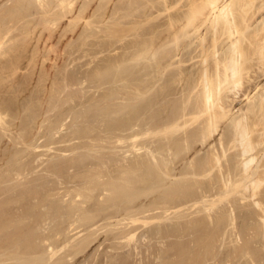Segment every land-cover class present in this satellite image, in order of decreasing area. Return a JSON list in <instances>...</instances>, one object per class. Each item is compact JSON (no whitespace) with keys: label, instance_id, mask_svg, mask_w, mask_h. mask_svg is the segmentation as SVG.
Masks as SVG:
<instances>
[{"label":"rangeland","instance_id":"rangeland-1","mask_svg":"<svg viewBox=\"0 0 264 264\" xmlns=\"http://www.w3.org/2000/svg\"><path fill=\"white\" fill-rule=\"evenodd\" d=\"M3 1L0 10L5 8L6 19L11 14L5 6L13 1ZM121 1L73 0L75 5H63L53 0L54 13H35V23L0 21V264H264V190L253 197L245 189L257 175L252 173L264 169V146L256 152L252 177L238 175L240 159L234 164L240 165L235 167L239 172L228 182L226 177L198 176L202 179L196 181L178 174L182 164L207 148L193 157L176 158L182 160L177 164L171 156L176 154L166 146L170 161L165 158L159 165L150 158L163 147L160 136L151 146L148 118L140 110L146 103L141 94L134 96L136 86L113 73L119 62L128 67L135 55L130 42L140 37L135 34L141 22L129 21L127 10L137 5L141 9L148 0ZM30 8L11 12L21 19ZM13 103L17 109L11 111ZM172 169L177 173H161ZM225 182H230L226 189ZM202 185L218 187L202 196Z\"/></svg>","mask_w":264,"mask_h":264},{"label":"bare ground","instance_id":"bare-ground-1","mask_svg":"<svg viewBox=\"0 0 264 264\" xmlns=\"http://www.w3.org/2000/svg\"><path fill=\"white\" fill-rule=\"evenodd\" d=\"M12 1H13L12 3H10L9 5L7 4L5 6V7H7L6 11L8 12L10 10L9 14H11L10 17H8L6 19H12L9 21H12L14 23H19V21L22 22V20H25L26 23H35V19L33 18L35 13L40 12V13L44 14L45 16L47 15L46 17H48L49 14L54 13V11H52L53 7H54L53 6V0L52 1L51 0H35V2L37 1V3L35 5L32 4L33 5L32 7L30 4L31 8L28 7L29 6L28 3H33L34 0H12ZM54 1H57L59 4H63V5H66L67 3L73 2V0H54ZM74 1H76V0H74ZM122 1L120 2V4L122 3ZM134 1H136V0H134ZM142 1H144V0H142ZM0 2H4V1L0 0ZM131 2H133V1H131ZM72 4L75 5L74 3H72ZM137 4H138V2H137ZM139 4L142 5V3H139ZM73 5L72 6L70 5V6L73 7ZM141 5H140V8L143 6L141 9H137L139 5H137V7L133 6L134 9L132 8V5H131L130 7L132 9L129 8L130 11L126 9L128 11L127 12L128 14H126V15L129 16L128 17V19H130L129 21L133 22L134 20H137V21L139 20L138 22H141L140 30H138L139 33L135 34V35L140 34V37L138 38L139 40L130 42V44L134 48L133 51H134L135 55L132 54V56L133 55L134 56L133 57L131 56L132 58H129V60H128L129 64L126 63V66L130 67L131 72L129 71V73H128V67L124 68V67L119 66L120 65L119 64L120 62H119L118 64L115 65L117 71H115L116 69L114 71L116 73L115 72H113V73L119 79H125V80L128 79V82H130L132 86L133 85L136 86V93H134L136 95H134V96H137L136 98H138L139 95L141 94L139 99L140 100L143 99V101H145L146 105L144 104V106H142L143 109L141 107L140 110L145 111L144 113L148 118L146 120V122L148 121L147 126L149 129H151V131H150V133H151L150 136L152 135V140L150 141L151 146L155 145L156 141L154 138L160 136L158 141H159V144L161 147H159V146L158 147L159 148L163 147V149H164V147L166 146V147H168V149H167L168 151H169V149H172L174 151L173 153L176 154V157L175 156L173 157L174 154H172V155L170 154L172 156V161H174L173 164H177L178 162H181L182 161L181 159H185L186 156L189 154H190L189 156H192V154H194L195 151L198 152V150L199 151L205 150L207 148L204 152L200 153L201 156L197 155L198 157L197 158L195 157L196 159L193 160V162H191L192 160H189V158H188L189 156H188L187 158L190 161L188 164L180 163L183 166L181 169H179L180 167H178V168L176 167L175 170H177V169L180 170V173H178V174L184 173V174H186L184 176L189 177V179H193V180L198 181L199 179H202V178L208 179L211 177H215V176L218 177L219 176L222 179H224V177H226L227 178L226 182H228V179H229V181H231L236 176V174L239 172L238 171L239 169L235 168L239 164L236 163L237 166L235 165V167H234V164H235L236 160L241 161L240 159H242V163L240 162L241 163V169H240V173H238V175L242 174V176L244 178L252 177L251 173L254 171V170L252 171L253 163L257 159L256 152L259 150L258 149L259 147L264 146V139H262V138H264L263 137L264 136V0H160V1H154L153 0L152 3H150L148 0V2L146 4H144L142 6ZM127 6L129 7V5H127ZM22 7L27 8V9L30 8V10H28L30 13L27 12L29 14L24 15V17H22L21 19L14 17L13 13L15 11H18L19 8H21V10H22L23 9ZM56 9L54 8V10H56ZM103 9H105V8H103ZM3 10L2 9L0 10V21L6 20L4 15H6L7 13L4 12L5 10L4 11ZM68 10H70V9H68ZM11 11L12 12L14 11V12L12 13ZM19 11H18V13H19ZM157 11H161V13H159ZM155 12H157L158 15H156L157 13H155ZM4 13H6V14H4ZM9 14H8V16H9ZM1 15H3V16H1ZM75 15H76V13H75ZM126 15L124 14L122 16L126 17ZM71 16H72V14H71ZM120 16L118 18H121ZM150 16H152V18H150ZM64 18H65V16H64ZM70 18H68V19H70ZM54 19H53V21H54ZM122 19H124V18L122 17ZM54 22H56V21H54ZM99 22L101 23L100 20H99ZM134 22H136V21H134ZM42 24H44V23H42ZM133 27L135 28L134 25H133ZM36 30H38V28H36ZM9 31L10 30L6 31V33ZM29 32H31V31H28V33ZM25 33H27V32H25ZM130 33H132V32H130ZM6 35H10V32ZM42 35H44V32ZM20 36L21 35H19L18 37H20ZM18 37H16V38H18ZM32 37H33V35H32ZM4 38H6V36ZM1 41H0V44H1V46H3ZM57 46H59V44ZM57 46H56V48H57ZM53 49L54 48H52V53L54 51ZM55 50H57V49H55ZM55 52L58 53V51H55ZM49 54H51V53H49ZM61 54H62V52H61ZM128 54H129V52H128ZM129 57H130V55H129ZM123 58L125 59L124 55H123ZM123 58L118 57V60L122 61ZM127 58H128V56H127ZM35 59H37V58H35ZM95 59H96V57H95ZM115 60H113V61H115ZM130 60H132V61H130ZM55 63H56V60H55ZM72 64L70 66H72ZM91 64H94V63H91ZM98 66H99V64H98ZM109 68L110 67L108 64V69ZM112 68H114V67H112ZM111 69H110V71H111ZM66 73H67V71H66ZM104 73H105V71H104ZM113 73H111V74L114 76ZM113 78L116 79V77H113ZM118 81H120V80H118ZM91 85H93V84H91ZM96 89H98V88H96ZM137 89L142 90V92L138 91ZM126 90H128V89H126ZM116 91H118V90H116ZM113 94H114V92H113ZM125 95H127V94H125ZM137 101H139V100L137 99ZM118 105H120V104H118ZM121 105H123V104H121ZM15 107H16V105L13 103L12 106L9 108L11 109V111H14L17 109V107L16 108ZM106 107H107V105H106ZM28 109H29V107H28ZM28 109H26V110H28ZM122 110H124V109H122ZM2 115H4V114H2ZM2 115L0 114V118ZM135 116H133V119L135 118ZM3 123H5V122H3ZM113 126H115V125H113ZM133 128H136V127H133ZM140 128H142V127H140ZM120 130H122V129H120ZM148 132H149V130H148ZM125 133H127V131ZM140 135H142V133ZM140 135H138V136H140ZM144 135H145V133H144ZM139 139H140V137H139ZM132 140H134V137ZM134 143H136V142H134ZM164 143L166 145H164ZM144 145H146V144H144ZM131 146H133V145H131ZM158 147L156 149H158ZM163 149H158L160 155L159 154L155 155L151 152L153 154V157H150V158H153V159L156 158V160H158L159 165H160V161L161 162L164 161L165 158L167 159V161H170V159H171V156H168L169 154L167 155L168 157L166 156V152H168V151H166L165 149L163 150ZM129 150H131V149H129ZM152 150L153 149H151V151ZM170 152L171 151H169L168 153H170ZM197 152H195V153H197ZM158 155H159V158H157ZM169 157H170V159H169ZM179 157H181V159L179 161L175 160L176 158L178 159ZM185 161H187V159ZM185 161H183V162H185ZM195 161L197 162V165L196 164L194 165ZM125 163H126V160H125ZM165 163H166V165H169V163H167V162H165ZM190 163H193V165L189 166ZM127 164H128V162H127ZM171 166H172V164H171ZM159 167H161V166H159ZM239 167H240V165H239ZM148 168H150V167H148ZM161 168H163V167H161ZM130 169H132V168H130ZM166 169H168V168H166ZM96 170H97V168H96ZM151 170H153V169H151ZM172 170L170 172L164 171L161 173L163 175H166V174L169 175L170 174L169 176H171V174L174 175L176 172V171H174V170L172 171ZM179 170H177V172H179ZM172 172H174V174ZM154 173H156V171ZM255 174H257V175L255 177H253L251 179V181L245 185L246 191H248L250 196H253V197L257 196L259 194L260 189L264 190V169L260 173H257L256 171L254 173H252V175H255ZM148 175H149V173H148ZM175 176H177V175H175ZM180 176H182V174ZM180 176H178V177H180ZM198 176H201L202 178H199ZM221 176H223V177H221ZM157 179L158 178H156V180ZM178 179H184V177L183 178L180 177ZM241 180H239V181L237 180V181L240 182ZM188 182H189V180H188ZM207 182H209V181H207ZM226 182H225V184L223 183L225 185L224 186L225 189L228 185H230V182L227 183L228 185H226ZM155 185H157V184H155ZM202 186H201L202 190L199 189V187H198L199 194H202V196H203L204 192H210L211 193L213 191V194H214V190L218 187L216 185H214V186H216V188H213L212 185L211 186L202 185ZM132 189H134V188H132ZM219 191H221V190H219ZM118 192H119V190H118ZM104 193H105V191H104ZM217 193H220V192H217ZM199 194H197V195L199 196ZM102 196H103V194H102ZM186 197H189V196H186ZM79 198H80V196H79ZM185 199H182V200H185ZM163 200H165V199H163ZM256 205L261 206L262 204L260 203V201H256ZM95 207H97V206H95ZM70 208H71V206H70ZM76 213H78V212H76ZM211 217H214V216H211ZM154 219H156V218H154ZM181 221L185 222L186 220H181ZM234 221H235V219H234ZM167 223H168V221L165 224H167ZM180 223H182V222H180ZM174 224H176V223H174ZM167 225H168V227H170V226L172 227V228L170 227L171 230L173 229V226L170 225V222ZM72 227H73V225H72ZM175 236H176V234H175ZM8 261H6V262H8Z\"/></svg>","mask_w":264,"mask_h":264}]
</instances>
